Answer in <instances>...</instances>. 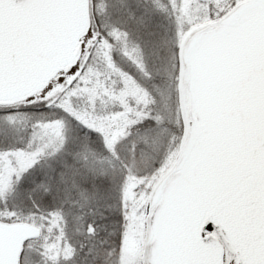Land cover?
I'll return each mask as SVG.
<instances>
[{
  "label": "snow or ice",
  "instance_id": "1",
  "mask_svg": "<svg viewBox=\"0 0 264 264\" xmlns=\"http://www.w3.org/2000/svg\"><path fill=\"white\" fill-rule=\"evenodd\" d=\"M0 264H264V0H0Z\"/></svg>",
  "mask_w": 264,
  "mask_h": 264
}]
</instances>
